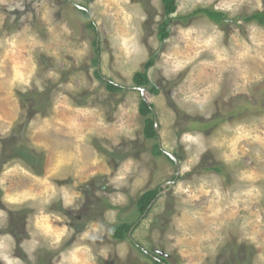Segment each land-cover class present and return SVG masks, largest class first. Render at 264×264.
I'll list each match as a JSON object with an SVG mask.
<instances>
[{"label": "clouds", "instance_id": "1", "mask_svg": "<svg viewBox=\"0 0 264 264\" xmlns=\"http://www.w3.org/2000/svg\"><path fill=\"white\" fill-rule=\"evenodd\" d=\"M56 2L0 0V93H4L0 100L12 114L10 119L0 116L6 124L4 133L11 132L17 121L24 122L21 115L26 110L20 108L17 91L33 96L43 95L49 89L54 93L49 114L37 113L27 123L26 134L33 140L32 147L49 157L45 173L37 176L21 163H14L8 169V173L38 182L42 190L36 194L23 191L3 197L12 205L30 201L41 204L30 222L31 239H22L19 244L26 259L17 254L13 236L5 235L0 241V264H38L42 248L59 250L72 235L66 223L68 216L49 209L60 202L65 210L80 211L82 204L77 203L82 199L77 191L81 183L79 177L86 171L89 176L96 175L95 171L88 170L105 159L95 149L91 159L86 157L93 140L99 141L108 153L120 151L122 140H137L139 124L130 122L129 113L138 112L140 95L127 90L132 77L151 54L159 59L146 70L149 82L158 79L157 86L161 88L175 83L168 93V102L189 116L210 119L215 111L213 102L221 97L226 82L229 91L223 95V101L233 100L242 92L252 96V87L264 83V25L245 19L257 11L264 13V0H175V11L168 14L169 19L175 21L199 8H211L227 16L222 23L228 24L232 31L229 33L221 23L207 17L200 22L179 24L175 28L178 36L164 41L172 44L166 51H161L157 37L149 34L145 39L144 24L149 15L139 3L133 4L132 0H60L59 6L54 7ZM151 3L160 9L161 0H151ZM82 9L87 11L82 12ZM58 12L59 19L55 16ZM160 19L159 15L155 16V21ZM97 33L104 41L102 76L105 81L124 85L119 93L108 92L100 80L95 76L89 80L81 70L95 54L93 41ZM41 56L49 58L47 65L41 62ZM249 59L259 61L254 72L242 68ZM189 66H192L190 71L181 81L180 74ZM95 70L93 66L88 72ZM205 71L207 78L194 88L195 78ZM225 72L229 74L227 81ZM65 73L69 75L62 79ZM85 91L88 93L86 102L73 103L71 98ZM120 97H125L123 102ZM144 98L147 99V93ZM152 103L157 105L164 124L163 130L158 129L164 149L171 153L181 151L183 158L177 157L174 165H165L162 170L132 155L117 161L118 167L107 181L115 190L111 203L124 205L129 198L149 188L162 189L158 203L154 201L157 206L153 216L161 220L163 241L170 249H178L186 264H205L207 258H210L208 264H215L219 249L231 236L237 237V243H247L258 249L255 264H264V108L245 103V108L258 115L233 124L224 122L209 142L202 132L180 127L176 113L167 109L163 91L153 96ZM46 131L63 133L62 139L70 136V150L50 152L45 142H36L37 134ZM209 150L217 153L215 159L229 169L239 166L232 186H225L222 175L202 171V158ZM172 176L184 179L172 182ZM69 177L71 184L57 186L52 182ZM99 194L97 191L96 195ZM169 200L176 202L171 216L165 214ZM2 215L4 213L0 212ZM106 215L110 223L116 222L115 211ZM54 222L63 226H54ZM194 224L204 227L197 231L192 227ZM104 235L102 225H90L79 236V241H90L91 245L79 243L59 251L52 264H96L98 256L108 260L112 249L95 247L97 241H103ZM118 251L123 259L126 256L124 245H120ZM82 252L87 253L86 258L79 255Z\"/></svg>", "mask_w": 264, "mask_h": 264}, {"label": "rangeland", "instance_id": "2", "mask_svg": "<svg viewBox=\"0 0 264 264\" xmlns=\"http://www.w3.org/2000/svg\"><path fill=\"white\" fill-rule=\"evenodd\" d=\"M35 2V0H34ZM60 0H57L56 4L53 6H59ZM133 4L139 3L140 6L144 9V11L149 15V20L144 24V32L145 39L149 34L157 37V39L161 42V51H166L172 47V44L164 43L165 40L169 38H176L178 36V32L175 30L176 25L179 24H190L194 20L200 22L204 17H207L203 14H196L186 18L187 16L177 18L175 21L170 20L167 24L166 30L168 31V36L165 39H162L160 36V27L162 23L166 20V15L163 9V3L161 0V7L157 10L151 3V0H132ZM29 8L31 6L29 5ZM84 9H82L83 12ZM87 10V9H85ZM34 12L35 9H32ZM258 12V11H257ZM160 16V21H155V16ZM56 18H60V13L55 14ZM208 18V17H207ZM209 19V18H208ZM211 20V19H209ZM212 21V20H211ZM86 28H91V25H86ZM225 29L230 33L232 29L228 24H224ZM243 31V29H242ZM176 41L173 39V43ZM102 39L99 36V33L96 34V37L93 41V46L95 48V54L89 59V62L85 65L81 66V70L88 75L89 80L92 79L93 76L97 80H100L102 84L105 85L108 92L119 93L122 89H124V85H121L113 80H108L122 87L119 91H111L107 87V82L105 78L102 76L103 69L102 65V50H103ZM227 43V39L225 40ZM151 54V50H150ZM179 51L177 50V55H179ZM206 55V54H205ZM204 58V57H202ZM153 59L154 64L159 59V57L155 54L150 55V59L141 66V70L137 72H144L147 63ZM41 62L47 65L49 63V58L45 56H41ZM259 65V61H255L253 59L247 60L243 67H247L251 69V71H256ZM95 67V72L89 73L88 69L90 67ZM192 66H189L188 69H185L184 72L180 74V80L182 81L185 76H187ZM11 64H8V70L10 71ZM146 69V70H145ZM199 71V69H198ZM136 72V73H137ZM147 72V71H146ZM135 73V74H136ZM134 74V76H135ZM69 73H65L66 78ZM228 73L225 72L224 76L227 81ZM134 76L132 77L131 86L128 88V92L139 94V109L138 112H130L129 119L133 124H139V128L136 132L137 140L134 142L121 141L123 148L114 153H108L106 149H103L100 145L99 141L93 140L92 145L86 151V157L88 159L92 158L93 149L102 153L105 159L99 163L94 169H89L88 171H95L96 175L89 176L88 172H84L79 177L81 183L77 191L82 194L81 201H77V203H81L82 207L79 212L74 213L72 210H65L62 208L61 203H54L49 211L54 210L58 215H67L68 221L67 226L72 230V235L68 237L62 244V248L59 250H48L46 247L42 248L38 253V264H52L53 259L57 258L59 255V251H64L66 249H70L73 246L83 243L87 245H91L90 241H79V236L83 234L84 231L88 230L90 225H102L105 229V235L103 241H97L95 247H108L112 249L109 252L108 260H104L103 257H97L96 264H155L154 261L149 256L151 254L157 255L159 257L165 258L167 261H171L173 264H186L184 258L179 254V250L175 248H169L167 243L163 241V233L160 232V229L163 228L161 220L155 216H153V212L157 206L154 201L158 203L157 197L163 191L159 192L158 196L151 202L150 206L146 213L141 216L140 209L138 207L139 200L141 195L146 192H142L137 194L134 198H129L128 202L124 205H113L111 203L112 197L115 195V190L112 186H110L107 181L109 177L114 174L116 167H118L117 161H121L126 158L128 155H132L137 159H142L146 164L152 166L154 169L162 170L165 165H174L170 158L168 152L164 149L163 146V137L158 133V137L155 139H149L145 136V125H146V117H152L153 115H144L140 111L141 102L144 99L147 103L152 104L154 110V116L159 123V130H163L164 124L161 121V117L159 111L157 110V105L152 103V98L154 95H160L163 91L164 93V101L166 103L167 109L173 113H176L177 123L183 130L193 131V132H202L204 136L209 140L217 135V130L220 128V125L224 122L229 124H233L234 122L244 120L246 118H250L253 115H258V113H253L249 109L244 107V104L247 102H251L253 105L259 104L261 108H264V83L254 85L251 89L252 96H248L245 93H240V95L233 100L223 101V95L227 94L229 91L227 82L225 83L221 97H219L216 101H214L215 111L210 119H204L203 117L197 116H189L188 113L183 110L178 109V107L173 106L169 101L168 93L176 86L175 83L165 84L162 88L157 85L160 84V81L157 79L149 85L138 86L134 81ZM207 78V72H203L199 77L195 78V82L193 87H198L202 81H205ZM157 87V92H151L152 86ZM54 87V86H53ZM50 90V100L52 103V99L54 93ZM48 90V91H49ZM145 93H147V99L144 98ZM17 96L20 98V108L22 110H26L22 115L21 119L24 121L20 123L19 121L13 126L11 132L5 134L4 128L6 127L5 121L0 119V157L2 151H7V155L4 159H0V212L4 213V215L0 216V241L3 240L5 235H12L16 240L17 244V254L21 256V258L26 259V255L22 253L19 249V244L22 239H31L29 233L30 222L33 217L37 214L41 204L39 201L36 202H28L24 205H12L3 199L5 195H17L23 191H29L33 194L38 193L42 190V186L38 184L36 181L29 182L28 180L19 177L15 174L8 173V169L13 166L14 163H21L31 171H33L37 176H42L45 173L47 162L49 157L46 156L45 152L38 151L36 148L32 147L33 140L29 138L27 133V123L35 118L36 114L39 113L41 116H47L49 114L50 106H45V104H41V98L38 99H29L23 96L22 93L17 91ZM4 95V93H0V96ZM88 93L85 91L81 93L77 97H72L73 103L76 104H84L86 102V97ZM125 97H120V102H123ZM38 100V101H37ZM46 100V99H45ZM39 102V105H38ZM35 105H38L35 108ZM185 107H190L189 105H185ZM226 116L227 118L224 120H214L217 115ZM11 113L7 111V105L3 100H0V116H4L5 118L10 119ZM61 115H64L62 112ZM208 121H212L208 127L201 129V125L207 124ZM25 127V128H24ZM65 133L68 131L64 130ZM12 136V137H11ZM64 136L63 133H56L53 131H46L37 134L35 137L36 142H45L46 146L51 151H68L71 148V137ZM11 137L13 143L9 144L10 139H6ZM24 141L23 144L28 147L34 149L36 153H40L42 155V168L41 173H36L27 163H25L18 156L13 155V150L11 148L14 147L16 142ZM159 144L160 149L163 150L162 154H155V144ZM13 146V147H12ZM173 154L176 158L182 157V152L177 151ZM213 150H209L208 153L205 154V157L202 158V171L208 173H216L218 175H222L224 180V184L226 187H230L235 182L236 174L239 170V166L234 169H229L228 166L224 165L222 161L216 160ZM248 157H245L247 160ZM213 167H220L221 172L215 171ZM177 179H184V177H170L172 182H176ZM55 185L60 186L62 184H71L72 179L69 177L67 180L64 179H53L52 181ZM242 186V185H241ZM153 189L149 188L148 190ZM99 191V196L96 195V192ZM176 202L174 200H169L166 202L165 214L171 216L174 214L173 205ZM34 205V206H30ZM109 211L116 212V222L110 223L107 219V213ZM123 223L133 224V232L132 238L128 236L125 239L116 238L113 236V228L115 226H119ZM191 223V222H190ZM54 226H63L60 222H54ZM195 230L200 231L204 226L194 224L192 225ZM157 234H159L160 238L157 239ZM124 245L126 249V256L122 259L119 256V246ZM142 247L145 251H142L140 247ZM81 257L86 258L87 253L82 252L79 254ZM259 255V250L255 249L254 246H250L247 243H237V237L231 236V238L219 249L215 264H255L257 256ZM156 257V256H155ZM193 259H198V257H193ZM210 258H207L205 264H208Z\"/></svg>", "mask_w": 264, "mask_h": 264}, {"label": "trees", "instance_id": "3", "mask_svg": "<svg viewBox=\"0 0 264 264\" xmlns=\"http://www.w3.org/2000/svg\"><path fill=\"white\" fill-rule=\"evenodd\" d=\"M163 3V9H164V13L166 15V20L162 23L161 27H160V36L162 39H165L168 36V31L166 30L167 28V24L170 22L171 19L168 18V14L172 11H175V0H162ZM87 10H83V12H86ZM196 14H203L205 16H207L209 19H211L214 22L217 23H221L222 26H224L225 23H222L223 21L227 20V16L223 13H218L213 11L211 8H207V9H203V8H199L197 9L194 13L190 14L189 16L185 17L189 18L190 16L196 15ZM246 22H251L253 20H257L259 21V23L261 25H264V13L261 12H255L252 13L251 15H247L245 17ZM154 64V60L151 59L148 63L146 68L151 67ZM146 70V69H145ZM134 81L136 83V85L138 86H144V85H149L151 84L148 80V76H147V72H137L134 76ZM107 87L111 90V91H119L122 89L121 86L114 84L111 81L107 82ZM151 92H157V87L156 86H152L151 87ZM26 98L31 99H38L39 97L41 98L40 103L41 104H45V106H50L51 105V100H50V90L46 91L45 94L43 95H38V96H33L31 94L29 95H24ZM46 99V100H45ZM38 101V100H37ZM39 105V102H38ZM38 105H35V108H37ZM153 105L147 103L144 99L141 102V106H140V111L142 114L144 115H153L152 117H146V125H145V136L149 139H155L158 137V133L156 132L155 129V116H154V110H153ZM227 117L221 116V115H217L215 117L214 120H224ZM211 124H213L212 121H208L207 124L201 125V129L210 126ZM25 128V127H24ZM12 137V136H11ZM11 137H8L6 139H10ZM9 144L13 143L12 138L10 140H8ZM24 141L22 139V141L20 142H16L14 147L11 148L13 150V155L18 156L20 159H22L25 163H27L36 173H41V168H42V155L40 153H36L34 151V149L28 147L27 145L23 144ZM155 154H162L163 150L160 149L159 144H155V150H154ZM7 151H2L1 153V157L0 159H4V157L7 155ZM170 158L173 162L174 160L171 157ZM215 171L221 172V168L220 167H213L212 168ZM161 191V189H150L147 190L146 192H144L139 200V204L138 207L140 209L141 212V216H143V214L148 210V207L150 206L151 202L158 196L159 192ZM133 227V224H128V223H123L119 226H115L113 228V236L116 238H120V239H125L128 236V233L130 231V229ZM138 247H140L139 245H137ZM140 249H142V251H145L142 247H140ZM146 252V251H145ZM153 255V256H152ZM149 256L151 257V259L154 261L155 264H173L171 261H167L165 258L163 257H159L157 255L151 254L149 253ZM158 257L159 259L155 258Z\"/></svg>", "mask_w": 264, "mask_h": 264}, {"label": "water", "instance_id": "4", "mask_svg": "<svg viewBox=\"0 0 264 264\" xmlns=\"http://www.w3.org/2000/svg\"><path fill=\"white\" fill-rule=\"evenodd\" d=\"M155 129H156V132L158 131V129H159V123H158V121L157 120H155ZM168 155L174 160V162H176V157L173 155V154H171V153H168ZM147 212V211H146ZM145 212V213H146ZM133 229H134V227H132L131 229H130V231H129V236L132 238V232H133ZM153 256V255H152ZM155 258H157V259H159L158 257H155Z\"/></svg>", "mask_w": 264, "mask_h": 264}]
</instances>
